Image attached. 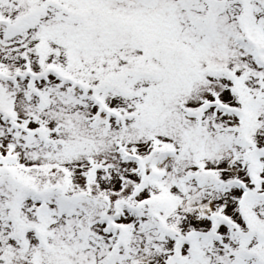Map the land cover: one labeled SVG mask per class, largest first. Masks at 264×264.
I'll use <instances>...</instances> for the list:
<instances>
[{
  "label": "snow or ice",
  "instance_id": "1",
  "mask_svg": "<svg viewBox=\"0 0 264 264\" xmlns=\"http://www.w3.org/2000/svg\"><path fill=\"white\" fill-rule=\"evenodd\" d=\"M0 264H264V0H0Z\"/></svg>",
  "mask_w": 264,
  "mask_h": 264
}]
</instances>
